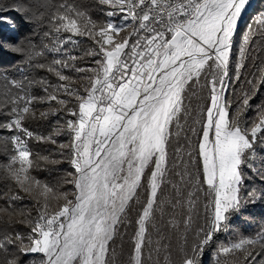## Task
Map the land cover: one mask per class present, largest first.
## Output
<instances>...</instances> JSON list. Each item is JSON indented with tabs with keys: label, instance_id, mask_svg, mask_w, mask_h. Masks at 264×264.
<instances>
[{
	"label": "snow or ice",
	"instance_id": "6c2138e0",
	"mask_svg": "<svg viewBox=\"0 0 264 264\" xmlns=\"http://www.w3.org/2000/svg\"><path fill=\"white\" fill-rule=\"evenodd\" d=\"M0 30V264H122L129 229L127 264H264L238 223L264 209V0H0Z\"/></svg>",
	"mask_w": 264,
	"mask_h": 264
},
{
	"label": "trees",
	"instance_id": "16d2710c",
	"mask_svg": "<svg viewBox=\"0 0 264 264\" xmlns=\"http://www.w3.org/2000/svg\"><path fill=\"white\" fill-rule=\"evenodd\" d=\"M82 2L84 3H88L89 0H82ZM9 16H15V13H8ZM94 18L97 16V13L93 12ZM17 23H19V17H16ZM27 32V28L26 27H22L21 28V33H26ZM12 36L5 30H0V39H11ZM18 60V57L12 56L7 52H3L0 51V65H4V66H8L10 68L11 65L15 64L16 61ZM39 75H45L43 72H41ZM55 79V78H53ZM38 91V90H37ZM258 102V101H255ZM249 115H253V113H249ZM35 127V125L33 126ZM41 131H43L44 129L41 128ZM62 167L66 168L67 165H63ZM58 175V174H57ZM44 176H47V173H44L42 178ZM56 176L53 177V179H55ZM240 225L241 230L243 231V233L245 235H250L253 234L257 231L258 227L260 226L261 223H264V209H262L259 205H257V207L252 211V219L251 220H247L245 218H241V220L238 222ZM129 235L126 236L123 240L122 243V248H123V254L121 256V260H122V264H127V261L129 259V253H130V235H131V229L128 230ZM176 243L177 240L175 237L171 238V245L173 250L176 247ZM117 244L120 245L121 241L118 240ZM160 261L161 264H163L164 262V254L162 253L160 256Z\"/></svg>",
	"mask_w": 264,
	"mask_h": 264
}]
</instances>
